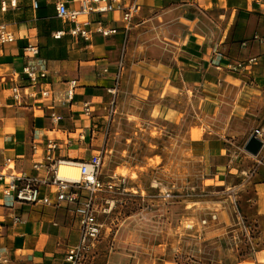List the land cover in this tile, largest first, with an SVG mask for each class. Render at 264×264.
Listing matches in <instances>:
<instances>
[{
    "label": "rangeland",
    "instance_id": "1",
    "mask_svg": "<svg viewBox=\"0 0 264 264\" xmlns=\"http://www.w3.org/2000/svg\"><path fill=\"white\" fill-rule=\"evenodd\" d=\"M154 12L149 21L143 12L134 16L128 41L102 58L109 71L98 73L94 89L95 112L107 119L94 133L95 148L83 152L104 149L102 178L116 184L98 193L107 212L99 217L95 262L157 264L144 260L153 249L184 260L193 251L189 239H236L245 245L241 254L250 252L249 237L260 234L247 228H256L249 180L264 161V144L256 155L246 147L264 127V97L242 90L234 69L242 60L236 17L201 0Z\"/></svg>",
    "mask_w": 264,
    "mask_h": 264
},
{
    "label": "crops",
    "instance_id": "2",
    "mask_svg": "<svg viewBox=\"0 0 264 264\" xmlns=\"http://www.w3.org/2000/svg\"><path fill=\"white\" fill-rule=\"evenodd\" d=\"M67 1L71 9L82 5V0ZM201 1L205 6L209 4L214 9H225L236 17L238 29L234 36L240 41L236 49L244 65L243 69L236 71L243 82L242 90L259 92L258 98L263 100L264 41L255 40L254 37L264 36V3L258 4L256 0ZM197 2L124 0L128 7L136 3L138 9L134 16L138 17L143 12V17L147 16L146 21L153 15L150 14L152 11L166 13ZM90 19L103 20L108 28L118 27L119 33L110 38L93 33L89 40L66 35L56 38L55 33L66 30L69 24L55 16L53 0H42L37 10L32 8V0H18L17 7L10 6L7 12L0 10V21L6 23L17 38L16 42L0 47V174L45 176L44 168L37 172L33 166L34 163L44 162L49 139L58 141L59 147L53 154L60 160L78 163L89 156L83 150L94 147L95 134L91 137L92 132L86 130L84 134L89 133L91 140L87 142V139H81L80 134L85 129L80 111L86 102L94 103V89L101 81L98 73L103 72L104 65L108 63L102 58L115 54L130 37V32L125 35L123 29L125 22L122 11L102 15L92 13ZM46 24L51 29L49 33L45 32ZM30 45L37 46L39 54L27 50ZM253 58L255 61L252 63ZM26 63H31L38 70L46 67L50 72L48 78L31 82L23 72ZM53 72L59 73L54 80ZM73 80L77 81V87L71 101L68 91ZM14 85L21 86V104L11 94L10 89ZM45 91H50L49 97L43 96ZM53 113L65 117L60 125L52 122ZM94 115L93 132L101 133L98 127L101 120L105 122L107 117H101L95 111ZM11 164L14 165L12 169L9 168ZM249 181L256 194L253 215L260 234L255 254H241L240 248L245 245L236 239H189L195 246H192L191 257L177 259L167 249H164V254L157 255L153 249L144 255V260L151 258L158 261L157 264L172 261L175 264H264V212L261 210V203L264 202V161L259 172ZM5 188V181H0V256L5 257L8 264H35L39 261L62 264L68 251L80 240L79 224L74 221L73 212L63 206L25 205L15 197L5 196ZM249 206L246 204V207ZM96 207L100 213L103 212L100 204ZM200 240L206 246H202ZM162 243L158 246L161 249L165 247ZM96 252L87 264H99L95 262L99 256Z\"/></svg>",
    "mask_w": 264,
    "mask_h": 264
},
{
    "label": "built area",
    "instance_id": "3",
    "mask_svg": "<svg viewBox=\"0 0 264 264\" xmlns=\"http://www.w3.org/2000/svg\"><path fill=\"white\" fill-rule=\"evenodd\" d=\"M42 0H32V8L37 10L40 7ZM80 1V0H78ZM55 6V16L67 21L69 27L64 31L55 33L56 38L62 36H70L81 38L84 40L91 39L93 33H100L104 37L110 38L116 36L119 33L118 27L108 28L104 25L103 20H91L90 15L92 13H98L100 15L114 12H123V21L125 22L124 31L125 35L129 33L132 25L134 14L138 9L136 3L131 6H126L124 0H82V5L78 8H69L67 0H53ZM256 3L263 4L264 0H256ZM18 0H1V11L7 12L9 7H17ZM82 18V19H81ZM255 40L264 41V36H255ZM17 41L15 33L9 29L8 25L0 21V47L5 44H11ZM33 54H39L37 46L30 45L28 49ZM122 59L119 62V69L115 76H119L121 73V67L123 66ZM255 59H251L253 63ZM242 62H238L234 69H243ZM108 72L107 68L102 70ZM24 75H26L31 82H36L38 79L48 78L49 71L46 67L38 70L34 68L31 63H26L23 67ZM55 77H59L58 72H53V80ZM77 87V81H70L68 97L73 101L75 90ZM15 101L21 104V86L14 85L10 89ZM43 96L49 97L50 91L42 93ZM95 105L92 102H86L81 109V119L84 122V129L80 134L82 140L86 139L84 132L89 130L93 132L92 121L94 118ZM65 117L59 113H53L51 120L54 124L60 125ZM110 124L108 122L106 127V134H108V128ZM255 136L257 140L264 144V128L257 129L252 136ZM115 144V142H114ZM116 146V144H115ZM59 147L56 139H49L45 148L44 162L34 163L33 168L37 172H41V169H45L46 175H30L21 176L16 174H0V181H5L6 188L4 189V195L15 197L17 201L26 204L46 206H63L67 207L74 214V221L79 224L80 240L78 244L71 248L66 254L62 264H87L90 262L94 255V251L98 247L100 237L103 232L104 223L99 220L100 212L97 209V199L99 192H111L114 190L116 184L113 182H105L102 178L104 176V153L105 150L101 149L99 152L92 153L86 159L80 163L81 174L79 179H73L70 177H59L57 174V167L60 163V159L54 156V151ZM117 159L118 154L114 155ZM118 179V178H117ZM119 180V179H118ZM165 204L171 205V194H163ZM103 212H107L103 209ZM253 233H257V229L253 226L247 227ZM251 254L257 252V238L258 236L249 237ZM254 238V239H252ZM0 264H8V260L5 257L0 256ZM35 264H46L44 261H39Z\"/></svg>",
    "mask_w": 264,
    "mask_h": 264
},
{
    "label": "bare ground",
    "instance_id": "4",
    "mask_svg": "<svg viewBox=\"0 0 264 264\" xmlns=\"http://www.w3.org/2000/svg\"><path fill=\"white\" fill-rule=\"evenodd\" d=\"M59 177H70L79 179L81 174L80 163L68 160H61L57 167ZM261 210L264 212V202L261 203Z\"/></svg>",
    "mask_w": 264,
    "mask_h": 264
},
{
    "label": "water",
    "instance_id": "5",
    "mask_svg": "<svg viewBox=\"0 0 264 264\" xmlns=\"http://www.w3.org/2000/svg\"><path fill=\"white\" fill-rule=\"evenodd\" d=\"M248 144H250L251 146H254L253 148H257L258 147V149L256 151H252V150H250V149H248L246 147V149L248 151H250L251 153H253L255 155L259 153V151H260V149L262 148V145H263V143L261 141L257 140L254 135L250 138Z\"/></svg>",
    "mask_w": 264,
    "mask_h": 264
},
{
    "label": "trees",
    "instance_id": "6",
    "mask_svg": "<svg viewBox=\"0 0 264 264\" xmlns=\"http://www.w3.org/2000/svg\"><path fill=\"white\" fill-rule=\"evenodd\" d=\"M50 30H51V29H49V26L46 24V25H45V32H46V33H49ZM253 147H254V146H251L250 144H247V148L250 149V150H252V151H256V150L258 149V147H257V148H253Z\"/></svg>",
    "mask_w": 264,
    "mask_h": 264
}]
</instances>
